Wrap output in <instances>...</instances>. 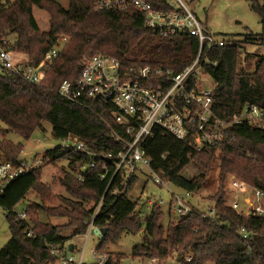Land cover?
<instances>
[{
  "label": "trees",
  "instance_id": "obj_1",
  "mask_svg": "<svg viewBox=\"0 0 264 264\" xmlns=\"http://www.w3.org/2000/svg\"><path fill=\"white\" fill-rule=\"evenodd\" d=\"M96 1L68 0L67 8L58 0H6L3 4L0 37L15 35L13 42L10 40L12 49L26 53L33 65L38 64L63 37L69 38L43 84L32 85L20 78L0 75V121L4 124L0 131L4 138L0 141V149L8 160L17 162L20 154L16 153V144L5 139L7 134L16 133L27 140L37 130L44 131L43 121L51 124L52 134L57 139L75 136L85 141L91 150L102 147L105 152L115 155L120 149H126L116 136L125 133L109 112L102 107L94 108L92 104L91 108L81 106L56 92L64 80L78 78L86 58L101 52L119 58L125 66L152 65L177 72L195 58L199 47L195 37L154 33L146 26L143 13L100 10L95 6ZM251 2L253 10L261 15L262 33L249 35L246 41L264 48V0L263 3ZM34 8L48 10V30L40 29ZM242 53L235 41L204 56L216 63V66L208 63L204 66L215 81L214 110L221 119L240 113L247 103L264 111V52L255 55L258 57L255 67L247 72L240 68ZM226 132L230 135V144L223 149L208 147L198 152L188 140L159 132L144 144V150L152 169L184 190L199 191L203 184L201 179L216 158L221 162L224 183L229 176L226 174H230L264 190V128L244 122L230 126ZM189 154L201 171L194 178L182 174L190 161ZM43 160L51 164L69 161L71 171L65 173L61 183L71 196L57 209L34 204L26 212L31 225L13 208L31 189L40 185V169L17 177L0 198V206L8 211L6 218L12 234L0 249V264H45L53 260L50 245L85 233L103 196V205L94 225L105 233L102 238L97 236L100 244L96 250L108 255L105 264H115L112 253L108 252L110 243H117L126 231L134 233L141 228L138 202L129 195L137 178L126 189L117 179L106 192L115 170L113 160L97 159L96 165L91 167L90 156L63 151L59 146L48 149ZM85 166L88 168L83 172L81 168ZM76 172L83 173L85 179L80 180ZM102 173H106L104 178ZM224 186L222 194L212 200L216 213L211 219L205 218L195 207L186 216L170 215L166 224L162 207L154 204L147 219L144 242L135 245L132 254L155 258V264H163L174 252L178 254L180 264H264V219L240 216L227 206ZM37 192L44 202L48 196L46 191L44 195L42 190ZM40 210L46 212L49 219L65 217L67 222L58 225L50 219L43 223L39 220ZM241 227L257 230L259 234L247 242L238 235Z\"/></svg>",
  "mask_w": 264,
  "mask_h": 264
},
{
  "label": "built area",
  "instance_id": "obj_2",
  "mask_svg": "<svg viewBox=\"0 0 264 264\" xmlns=\"http://www.w3.org/2000/svg\"><path fill=\"white\" fill-rule=\"evenodd\" d=\"M5 3L6 0H0V11ZM95 6L100 10L115 12L137 10L145 15V24L154 33L191 36L199 42L193 61L178 72L152 65L125 66L119 58L99 52L84 60L77 79H66L56 89L59 95L81 106L91 108L92 104L94 108L102 107L113 116L114 122L125 133L116 134L117 140L126 148L120 149L116 155L105 152L102 147L100 150H91L85 141L75 136L62 140L59 145L63 151L90 156L91 167L96 165L97 159L113 160L115 170L109 179L106 192L117 179L120 186L126 189L144 167L154 173L157 184L169 186L170 180L152 169L151 160L144 150V144L159 132L172 134L180 140H188L194 150L200 152L208 147L223 149L229 146L230 135L226 131L235 124L247 122L256 128H264V111L255 104H245L240 113L227 119H221L215 113V85L206 86L202 76H211L204 66L205 63L213 66L216 63L207 57L204 59V56L213 49L230 43L205 27L187 0H97ZM68 41V37H63L47 51L38 64L33 65L28 55L16 54L18 52L12 49L9 38L0 37V75L20 78L32 85H41ZM191 157L189 154L188 158ZM42 162L41 159L36 160V156L32 162L27 159L11 161L4 157L0 149V198L17 177L33 171ZM101 176L104 178L106 173ZM78 177L80 180L85 179L83 173H79ZM172 193L171 205L175 208L176 215L186 216L195 207L198 208L191 200L194 192L184 190V196ZM103 201L104 196L95 209L87 231L77 234V237L82 236L87 241L94 235L93 229L97 227L94 219ZM154 203L161 206V201L155 200ZM226 204L240 216L264 219V190L234 175L228 178ZM201 211L205 218L211 219L216 213V207L213 205L209 211ZM19 216L22 219L27 218L26 212ZM258 234L257 230H248L246 227L238 230V235L247 242ZM66 242L50 245L54 259L45 264H86L84 249L80 257H77L73 253L77 247L73 245V251H70V245L67 246ZM92 254L97 260L94 264L107 262L106 253H98L95 249ZM152 260L157 262L155 258Z\"/></svg>",
  "mask_w": 264,
  "mask_h": 264
},
{
  "label": "rangeland",
  "instance_id": "obj_3",
  "mask_svg": "<svg viewBox=\"0 0 264 264\" xmlns=\"http://www.w3.org/2000/svg\"><path fill=\"white\" fill-rule=\"evenodd\" d=\"M64 7H68V0H58ZM263 3V0H257ZM190 8L198 15L200 20L214 34L226 39L229 43L237 42L242 53V64L240 68L243 71L253 70L255 61L257 60L256 54L264 52V48L256 43H247L246 39L249 35H258L262 33L261 15L253 10L251 0H187ZM34 16L42 31L48 30L50 27V14L48 10L34 8ZM15 35H10L9 39L13 42ZM61 39V37H60ZM59 39V40H60ZM16 51V50H14ZM18 56H21L16 51ZM26 53H23L25 55ZM250 54V55H249ZM27 55V54H26ZM25 55V56H26ZM203 82L208 87H213L215 81L212 76H202ZM45 82V81H44ZM42 127L44 131L37 130L29 139H24L16 133H9L5 137L9 142L16 144L17 154H20V159H27L32 162L36 156V160H43L45 152L53 147L59 146L62 139H57L52 134V126L50 123L43 121ZM4 128V124L0 121V131ZM4 138L0 132V141ZM22 151V152H21ZM21 152V153H20ZM220 153L217 154V156ZM68 160H61L51 164L49 161L42 162L37 169H40V185L31 189L26 197L19 202L13 211L18 214L27 212L34 204H44L47 208H58L66 202L68 196H71L61 183L62 177L66 172L71 171ZM88 166L81 168L83 172L86 171ZM211 169L206 173L205 177L201 179L203 184L199 191L194 192L192 203L200 210L209 211L210 207L214 205L213 198L222 194V186H227V180L221 179V162L216 158L211 163ZM36 169V168H35ZM78 177L79 172L75 173ZM182 174L187 178H194L201 174L199 168L193 163L191 157L189 163L183 168ZM42 177V179H41ZM137 180L134 187L131 189L129 195L133 200L138 202L137 212L141 217V228L137 232H124L117 243H110L108 252L112 253L111 256L115 260V264H155L152 258L136 257L132 254L135 245L142 244L145 238V229L147 225L148 216L152 213V206L154 201H161V207L166 215L165 223H169V217L175 216V208L171 205L173 193H178L184 196V190L170 183L169 186L157 184L154 181V173L148 168L144 167L137 173ZM42 190L48 194L42 202L40 194L37 192ZM226 193V192H225ZM43 197V196H42ZM186 199H189L186 197ZM215 199V198H214ZM213 200V201H212ZM226 201V194H225ZM158 205V203H157ZM227 205V204H226ZM228 206V205H227ZM7 210L0 209V249L7 244L12 234L9 222L6 218ZM34 214L31 212V215ZM52 222L62 225L67 222L65 217L50 218ZM48 215L44 211H39V220L47 223L49 220ZM25 220L33 224L31 219L27 217ZM66 245L73 244L77 247L74 255L80 257L84 249V261L86 264H94L97 262L93 256L92 251L100 244V239L91 235L86 241L82 236H73L66 240ZM86 241V243H85ZM85 245V246H84ZM114 254V255H113ZM163 264H180L178 254L176 252L165 260Z\"/></svg>",
  "mask_w": 264,
  "mask_h": 264
},
{
  "label": "water",
  "instance_id": "obj_4",
  "mask_svg": "<svg viewBox=\"0 0 264 264\" xmlns=\"http://www.w3.org/2000/svg\"><path fill=\"white\" fill-rule=\"evenodd\" d=\"M104 233H105V231L102 230V229H100L99 227H95L93 229V234L96 235V236H98V237H100V238L103 237V234ZM69 248H70V251H73V244H70Z\"/></svg>",
  "mask_w": 264,
  "mask_h": 264
}]
</instances>
